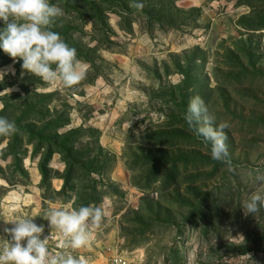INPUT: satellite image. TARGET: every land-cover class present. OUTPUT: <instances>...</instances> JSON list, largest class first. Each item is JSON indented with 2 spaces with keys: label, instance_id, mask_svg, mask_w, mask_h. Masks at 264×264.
<instances>
[{
  "label": "rangeland",
  "instance_id": "obj_1",
  "mask_svg": "<svg viewBox=\"0 0 264 264\" xmlns=\"http://www.w3.org/2000/svg\"><path fill=\"white\" fill-rule=\"evenodd\" d=\"M136 2L50 0L51 30L88 68L73 88L0 48V116L19 129L0 137V240L18 214L43 239L46 212L72 203L108 211L69 249L90 264H264V208L241 205L264 175V0ZM195 95L230 124L231 171L184 119Z\"/></svg>",
  "mask_w": 264,
  "mask_h": 264
},
{
  "label": "clouds",
  "instance_id": "obj_2",
  "mask_svg": "<svg viewBox=\"0 0 264 264\" xmlns=\"http://www.w3.org/2000/svg\"><path fill=\"white\" fill-rule=\"evenodd\" d=\"M131 6L142 10L144 4L138 0ZM63 16V9L50 0H0V20L6 25L0 29V48L14 61L22 60V68L46 84L73 88L86 78L88 68L78 58L77 50L51 30L55 20ZM4 75L0 73V79ZM184 119L195 135L211 145L212 159L224 162L231 171L226 133L230 124L217 122L215 113L199 95L191 97ZM18 132L14 121L0 116V137H11ZM256 179L261 187L241 203L245 215L264 208V175ZM107 215L103 206L75 208L72 203H66L60 208H50L43 218L49 221L51 232L43 239L45 226L37 225L34 217L18 214L12 220L3 219L13 227L4 229L11 239L0 240V264H90L89 259L70 252L53 254L49 242L59 235L61 249L85 248Z\"/></svg>",
  "mask_w": 264,
  "mask_h": 264
},
{
  "label": "built area",
  "instance_id": "obj_3",
  "mask_svg": "<svg viewBox=\"0 0 264 264\" xmlns=\"http://www.w3.org/2000/svg\"><path fill=\"white\" fill-rule=\"evenodd\" d=\"M60 237L56 235L53 240L49 242V249L53 254L69 252V249H61L58 246ZM104 264H139L138 259L135 256H130L124 252H116L106 263Z\"/></svg>",
  "mask_w": 264,
  "mask_h": 264
}]
</instances>
